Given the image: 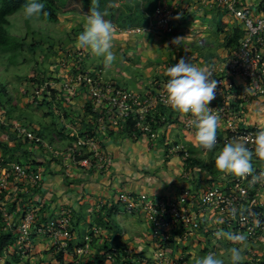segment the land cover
Masks as SVG:
<instances>
[{
	"label": "crops",
	"instance_id": "0c3cea01",
	"mask_svg": "<svg viewBox=\"0 0 264 264\" xmlns=\"http://www.w3.org/2000/svg\"><path fill=\"white\" fill-rule=\"evenodd\" d=\"M164 2L168 3L170 0H159L158 4ZM174 6L182 9L183 13L170 33L161 31L154 24V10L146 26L130 30L116 27L118 31L123 32H141L142 29L147 33L145 37L141 35L144 40L140 39V36L123 35L124 33H116L113 39L120 42L117 47H113L114 54L122 55L125 61L138 59L137 66L144 68V75L134 80L138 87L134 91L142 92L166 83L167 68L181 57L189 58L191 63L198 66L211 67L221 64L241 40V24L232 14L214 4L213 0H177ZM244 6L255 14L264 7V0H244ZM78 7L81 8L80 5ZM79 14L83 15V20L79 21L83 26L86 14ZM149 31H155L156 34ZM235 31L236 39L233 37ZM159 33L164 37L159 36ZM117 36H123V41H120L122 38L117 39ZM178 37L181 38L179 43L173 44L172 41ZM130 41L140 48L134 51L126 50L125 43ZM68 46L73 48L70 50L75 54L67 50V60L74 56L76 62L67 65L79 64L82 70L90 73L100 71L88 68L83 62L87 56L85 49L79 48L76 42ZM54 68L53 72L48 74H56L60 67ZM101 75L103 76L102 72ZM105 79L129 89L126 83L123 85L111 78ZM85 99L86 96L82 93L75 97L62 94L48 104L49 113L55 114L54 119L50 121L47 116L42 127L32 122L28 126L54 147H65L72 140L74 130L78 132L88 130V126L91 125L87 123L89 121L87 107L83 106ZM3 114L0 117V125H3L0 126V142L13 149L12 157L9 153H2L5 160L29 163L31 169L40 171L42 175L39 189L25 182H18L19 187L15 194L14 186L10 182L8 193L3 198L8 210L19 215L25 209L34 207L37 222L44 223L62 209H70L72 232L68 248L70 251L82 243L83 237L89 233L91 227H99L100 231L97 236H92L90 254L78 260L56 248L46 236L35 235L23 255L16 253L12 245L7 246L0 252V264H4L5 261L8 264H97L100 256H104L111 249H117L121 253L132 250L133 253L141 254V259L143 256L147 259L152 255L149 235V239H146L149 224L142 213L125 212L123 205L117 200L118 193L123 191L145 193L154 197L175 199L183 188L188 187L198 194L213 184L224 185L233 177L215 168V156L223 145L216 146L212 152H205L196 147L195 133L182 127L183 114L168 107H157L154 110V116L158 120H163L159 122V137L154 142L144 136L123 133L119 129L99 132L97 134L99 143L111 156V164L102 171L74 167L68 162L63 165L55 163L54 160L52 162L45 160L42 154L37 150L35 152V149L29 146V142L26 143L19 138L13 130L14 125L20 120L10 119L11 117L6 115L9 117L7 118ZM238 124L242 128L258 126L264 129V96L253 98L243 106ZM8 125L12 127L9 128ZM224 133L225 125L220 121L217 134ZM173 144H181L189 152L187 165H184L178 155L170 152L169 148ZM29 148L33 150L32 153ZM253 165L264 170V161L254 160ZM186 170L189 178L184 177ZM258 197L264 202V187L260 189ZM101 202L102 206L99 205ZM14 252L15 255L12 254Z\"/></svg>",
	"mask_w": 264,
	"mask_h": 264
},
{
	"label": "built area",
	"instance_id": "2783aa9c",
	"mask_svg": "<svg viewBox=\"0 0 264 264\" xmlns=\"http://www.w3.org/2000/svg\"><path fill=\"white\" fill-rule=\"evenodd\" d=\"M177 0L158 4L154 8V24L166 33H170L178 22L182 9L174 5ZM226 12L232 14L242 26L241 40L231 55L221 64L212 65L213 79L217 80L216 98L209 105L214 111L218 110L220 121L225 125V133L217 134V146L224 145L234 139L251 140L262 129L258 126L242 128L238 124L243 106L251 99L264 96V7L255 14L244 6V0H213ZM179 17V18H177ZM78 63V62H77ZM49 80L41 85L34 84L27 100L36 102L52 101L62 94L75 97L79 93L86 96L84 107L89 110L88 117L91 125L88 130H74L70 143L62 148L54 147L42 136L32 131L28 124L19 121L13 130L34 151L52 162L70 163L74 167L90 168L102 171L111 164V156L99 143V132H110L119 129L122 124H131L132 132L139 131L149 141L159 137V122L154 116L157 107H168L164 102L166 92L163 83L146 91H132L117 85L114 81L105 79L99 70L96 73L84 71L78 65L68 66L62 63L56 74H49ZM62 79V80H60ZM52 89L56 90L52 95ZM54 108V107H53ZM182 127L195 133L191 125L192 117L183 114ZM3 121V120H2ZM64 121V120H63ZM94 126V127H93ZM71 129V128H70ZM73 129V128H72ZM173 155H178L184 165H187L189 152L181 144H173L169 148ZM202 150V149H201ZM29 151H32L29 148ZM31 165L16 161H6L0 149V195L8 193L10 182L13 191L17 193L18 182H25L39 189L42 175L33 170ZM256 173L264 172L262 167H254ZM184 177L189 178L188 170ZM233 176L224 185L213 184L198 194L190 188H183L175 199L154 197L145 193L120 192L117 200L127 213H142L149 224V234L152 241V257L155 264L169 262L171 251L180 241L202 229L210 235L222 228L225 231L241 232L248 236L246 264H264V202L259 199V191L264 182L250 185L249 180ZM0 199V234L14 233L11 244L16 253L23 255L30 246L31 238L35 235L46 236L56 248L71 254L78 260L91 252L92 236L99 234L100 228L93 226L83 237L82 243L70 251L69 241L71 232V211L62 209L60 213L46 220L37 222L34 207L25 209L19 215L11 213L5 200ZM102 206V202L99 204ZM232 207L250 210L244 217L233 218L229 215ZM210 219L214 224L210 223ZM259 220V225L256 220ZM217 220L223 221L217 224ZM260 249V250H258ZM127 258H131L132 250H126ZM120 256V259L118 257ZM125 258L117 249L104 254L103 264L117 263ZM182 259V257H180ZM134 264V262H133Z\"/></svg>",
	"mask_w": 264,
	"mask_h": 264
},
{
	"label": "clouds",
	"instance_id": "9594fccd",
	"mask_svg": "<svg viewBox=\"0 0 264 264\" xmlns=\"http://www.w3.org/2000/svg\"><path fill=\"white\" fill-rule=\"evenodd\" d=\"M22 10L27 20H38L41 16H49L45 4L40 0H26ZM106 15V12L99 10L98 0H92V6L84 16L83 30L76 38V44L79 48L89 49L96 57L102 58L107 68L116 60L113 39L117 28L105 18ZM140 31L145 37L147 33L142 29ZM180 39L178 37L172 43L178 44ZM166 76L168 79L164 85L166 92L164 102L172 110L192 117L191 125L195 130L196 147L205 152H212L218 143L217 129L221 119L219 111H214L209 106L216 98L218 86L217 80L212 78L213 72L208 66H198L191 63L189 58L181 57L174 66L167 68ZM250 143L251 147L247 138L225 143L215 156V168L226 175L245 179L251 177L250 185L264 182V172L257 174L253 165L254 160L264 161V129H260ZM246 212L250 213V210L236 207L229 209V215L233 218L238 215L244 217ZM221 223L223 221L217 220V224ZM259 223L257 219L256 224ZM214 235L217 239H226L232 243L233 246L227 249V257L208 253L195 258L194 264H241L248 247L247 234L220 228Z\"/></svg>",
	"mask_w": 264,
	"mask_h": 264
},
{
	"label": "rangeland",
	"instance_id": "374dc122",
	"mask_svg": "<svg viewBox=\"0 0 264 264\" xmlns=\"http://www.w3.org/2000/svg\"><path fill=\"white\" fill-rule=\"evenodd\" d=\"M123 1L124 0H115L116 5L120 6L122 5ZM82 20L83 15L77 12L69 11L61 12L59 15V21L56 24L43 22L40 19H32L31 21L28 20L26 23L22 9L15 11L9 16V25L7 26V31L10 35L18 37L25 36V41L27 44L34 45L39 40L44 41L43 47L44 50L46 49V51H44L45 55H43V51L38 48H34L35 50L31 51V49L25 47L16 57L14 62H9L7 53H0V80L2 82H6L5 84L7 91L6 97L4 98V102H6V108H0V117L4 113V116L8 115L11 117L10 119H15L13 115L18 116L19 114V120L22 122L26 124L32 122L33 124H38L41 127L46 121L45 118L47 116H49L50 121L54 119L55 114L53 115L49 113L48 105L52 101H28L27 94L33 89L35 84L34 80L38 79L42 73H52L53 69H55L54 67L59 68L62 66V63L66 64L76 62V59H73L74 56H71L69 59L71 62H68L69 60H67V50L73 49L68 45L76 42V40H73L72 42V37H77L83 30L84 25L82 26L79 23V21ZM26 32H28L27 35ZM116 33H124L123 35H136L140 36L141 38H139L144 40L142 38L143 36H141L143 33L139 31L123 32L117 30ZM153 33L156 34L155 31ZM159 36L164 37L162 34ZM119 38H122L120 41H123L124 39L123 36H117V39ZM45 40L48 42H52V40H54L50 50H48L47 47L49 43L45 42ZM113 42L114 47H117L120 44V42ZM146 42L154 43L148 41ZM128 43H125L124 48L126 50L134 51L135 49L140 48V46H134L131 41ZM138 44L139 42L136 43V45ZM141 48L145 49L144 46H141ZM85 50L87 52V56L85 58L83 57V62L87 64L88 68H95L94 70L100 69L105 78H111L117 82L123 83V85L126 83L129 90L132 89V91H134L136 88H138L136 87L134 80L137 79L138 76L142 77L144 75V68L137 66L138 59L134 61L133 59L125 61L122 58V55H116L115 53L116 60L110 67L106 68L102 58L96 57L89 49ZM70 51L71 53H74L72 50ZM174 65L175 64H171L170 66ZM26 90L28 92L26 95H24V91ZM9 98L11 102H8V100L6 101V99ZM7 108H9V113L3 112ZM61 113L63 114V112ZM68 114L70 115V113ZM7 118H5V120H8ZM7 127L11 128L12 126L8 125ZM210 223L214 224V221L210 219ZM148 235L150 238V234H147L146 239H149ZM232 246V243L226 239H217L215 235H210L208 231L204 232L201 229L200 231H196L189 235L187 239L180 241V244L174 248V250H172V254H170L169 257V262H165L163 264H194L195 258L205 256L208 253H215L217 255L227 257V249ZM133 254L135 256V264H155V261L152 259V255L147 259L146 256H143L141 259V254L136 252ZM180 257H182V259H180ZM144 259H146V261L143 263ZM247 259V250H245L241 264H245Z\"/></svg>",
	"mask_w": 264,
	"mask_h": 264
},
{
	"label": "trees",
	"instance_id": "16d2710c",
	"mask_svg": "<svg viewBox=\"0 0 264 264\" xmlns=\"http://www.w3.org/2000/svg\"><path fill=\"white\" fill-rule=\"evenodd\" d=\"M25 2L26 0H0V53H7L9 62H14L16 57L22 52V50L25 47L31 49V51H34L35 50L34 48H38L41 51H43V55H45L44 51H46V49L44 50L43 47L44 41L39 40L34 45L27 44L25 41L26 40L25 36L23 37L13 36L10 35L7 31V26L9 25V16L15 11L22 9V5ZM40 2L45 4V10L49 13V16L48 17L41 16L39 19L43 22H48L52 24H56L59 21V15L63 11L87 14L90 7L92 6V0H40ZM158 2L159 0H124L122 5L120 6V5H116L115 0H98V5H99V10L107 13L105 18L110 20L117 28L123 30H130V29L146 26L149 23L154 7L158 4ZM78 5H80L81 8H79ZM25 22L27 23L28 20L25 19ZM27 34L28 32H26V35ZM236 35L237 32L235 31V33L233 34V37L235 39L237 38ZM76 38L77 37H72V42L73 40H76ZM53 41L54 40H52V42H48L45 40V42L49 43L47 46L48 50L52 48ZM48 75H49L48 73H42V75L39 78H42V81L49 80V78H47ZM39 78L34 80L35 84L37 85H41L42 83L41 81H39ZM5 83L6 82H2L0 80L1 109L6 108V102H4L5 100L4 98L6 97V92H7ZM51 91H52V95L54 94V92H56V90L54 89H52ZM27 92H28L27 90L24 91V95H26ZM7 100L8 102H11L10 98L6 99V101ZM3 112L9 113V108L5 109ZM88 112L89 110L87 109V114ZM18 119H19V114L18 116L15 117L14 120H18ZM119 130L123 133H127L132 136L133 135L138 136L140 134L139 131L133 134L132 125L130 123L122 124ZM0 149L3 150L2 153L3 152L6 154L9 153L10 156L12 157L11 154L13 151L12 148L0 142ZM1 198H3V195H0V199ZM202 230L204 232H207V230H205V226L203 223H202ZM13 241H14L13 232L1 233L0 252L4 251L7 246L13 243ZM107 252H111V250H108ZM12 254L15 255V252ZM121 254L123 257L125 256V258H122L123 259L122 261L119 260L117 263H111V264H133L134 261H130V258H127L126 251H124ZM100 257L101 258L97 264H103L104 262V256L102 255ZM134 257H135L134 254H132L131 258ZM262 258L264 259V255L262 256ZM118 259H120V256L118 257ZM4 264H8V262L5 261Z\"/></svg>",
	"mask_w": 264,
	"mask_h": 264
}]
</instances>
